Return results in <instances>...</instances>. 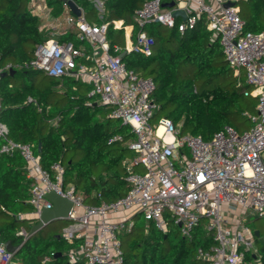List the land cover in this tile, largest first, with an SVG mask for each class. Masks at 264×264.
Here are the masks:
<instances>
[{
  "label": "built area",
  "instance_id": "2783aa9c",
  "mask_svg": "<svg viewBox=\"0 0 264 264\" xmlns=\"http://www.w3.org/2000/svg\"><path fill=\"white\" fill-rule=\"evenodd\" d=\"M90 1L103 19L106 0ZM237 1L173 0L175 6L168 8L163 0H150L135 13L139 29L135 38L134 27L125 29V52L150 56L154 40L145 31L147 25L173 28L180 19L178 29L184 32L206 15L207 28L220 38L225 60L236 76L245 75L250 87L245 95L257 99L249 130L239 133L227 126L207 141L182 135V126L169 119L153 122L160 108L153 98L156 83L129 69L117 54L121 48L112 52L107 39L109 23L90 22L75 0H29L30 12L39 18L40 31L49 39L36 47L30 62L18 67L87 84L88 105L97 98L95 103L109 110L108 117L131 127L135 134L128 144L135 154L127 161L129 192L115 202L93 206L74 185L64 184L65 168L60 162L50 171L43 169L31 145L8 139V127L0 119V140L6 141L1 152L18 151L28 164V176L33 180L32 215L39 219L44 209L53 208L47 199L52 192L73 203L62 232L67 241H80L69 253L71 263L127 264L120 235L131 230L135 214H142L163 233L174 225L187 238L201 227L214 241L209 249L198 250V257L208 264H248L246 254H257L248 217H264V32H246L238 7H224ZM73 7L79 9V16ZM178 10L185 11L186 19L173 16ZM114 25L121 29L123 22ZM69 34L75 35L78 44L63 39ZM13 68L0 64V79ZM1 109L0 95V113ZM18 236L26 240L28 232L21 229ZM0 264H18L1 242Z\"/></svg>",
  "mask_w": 264,
  "mask_h": 264
},
{
  "label": "trees",
  "instance_id": "16d2710c",
  "mask_svg": "<svg viewBox=\"0 0 264 264\" xmlns=\"http://www.w3.org/2000/svg\"><path fill=\"white\" fill-rule=\"evenodd\" d=\"M75 1L90 22L109 23L107 39L113 53L122 49L120 55L126 47L125 29L134 27L135 38L139 31L135 13L150 0H106L103 19L92 1ZM172 1L163 0L164 4ZM237 7L246 32H264V0H238ZM119 21L123 22L121 29L114 25ZM179 24L180 19L173 28L147 25L145 31L154 40L153 54L125 52L122 60L129 69L155 81L157 116L164 114L162 118L181 125L182 135L208 141L227 126L244 132L237 119L252 123L249 116L256 114L257 107V99L245 95L250 87L244 73L236 76L225 60L220 38L207 28L206 15H201L193 29L180 32ZM40 25L30 12L29 0H0V64L14 66L0 79V119L8 127V139L31 145L43 169L50 171L60 162L65 168L64 184L74 185L87 204L115 202L130 190L127 161L135 154L128 144L135 134L131 127L108 117L104 105H88L87 84L46 74L47 80H39L43 72L18 67L30 62L36 47L49 39ZM63 39L78 44L74 34ZM5 143L0 140V242L19 247L14 256L18 264H86L70 262L69 253L80 241L51 235L48 227L26 240L18 236L21 229L29 233L38 222L29 204L33 180L18 151L1 152ZM131 224V230L120 235L127 264H208L198 257V250L209 249L214 241L201 227L187 238L173 229L163 233L142 214H135ZM255 238L257 254L247 253L245 261L264 264L262 234Z\"/></svg>",
  "mask_w": 264,
  "mask_h": 264
},
{
  "label": "water",
  "instance_id": "95a60500",
  "mask_svg": "<svg viewBox=\"0 0 264 264\" xmlns=\"http://www.w3.org/2000/svg\"><path fill=\"white\" fill-rule=\"evenodd\" d=\"M165 7L173 8L175 6V3L172 2L170 4H165ZM236 2H227L224 4L225 8H232L236 7ZM73 11L79 16L80 11L77 9V7H73ZM174 17H182L183 19H186V13L184 10H178L173 13ZM125 52L121 54V58L125 56ZM4 74L2 75V77ZM47 199L53 204V208L51 209H44L40 218L38 219V222L36 225L33 226L32 230L28 233V238L31 236L37 234L39 231L47 227L53 222L56 221H67L69 217V213L71 211V208L73 206V203L61 196H59L57 193L52 192L47 195ZM256 237H260V231H255ZM7 250L14 254V256L17 254L19 247L14 246L12 242H7L5 244Z\"/></svg>",
  "mask_w": 264,
  "mask_h": 264
},
{
  "label": "rangeland",
  "instance_id": "374dc122",
  "mask_svg": "<svg viewBox=\"0 0 264 264\" xmlns=\"http://www.w3.org/2000/svg\"><path fill=\"white\" fill-rule=\"evenodd\" d=\"M38 79L39 80H47L48 77H46V75L44 73H40L38 75ZM93 102H98V99L95 98L93 99ZM249 115V114H248ZM164 117V114H160V115H156V118L154 119V123L157 124L159 119ZM237 121L241 124H243V129L244 131L249 130L252 126V123L248 120L242 119V118H238ZM264 157V155H263ZM139 171H141V169H139ZM248 223L249 226L251 227V229L255 232V231H260V233L262 234V238L261 240L264 241V217H248ZM68 225V221H56L51 223L50 225H48L47 230L49 231V233L51 235L53 234H62L64 228ZM171 229H173L176 232H179V228L176 226H171ZM257 248V245H256Z\"/></svg>",
  "mask_w": 264,
  "mask_h": 264
},
{
  "label": "bare ground",
  "instance_id": "6f19581e",
  "mask_svg": "<svg viewBox=\"0 0 264 264\" xmlns=\"http://www.w3.org/2000/svg\"><path fill=\"white\" fill-rule=\"evenodd\" d=\"M118 25H120V24L118 23ZM162 131H163V128L160 129V133H162Z\"/></svg>",
  "mask_w": 264,
  "mask_h": 264
}]
</instances>
